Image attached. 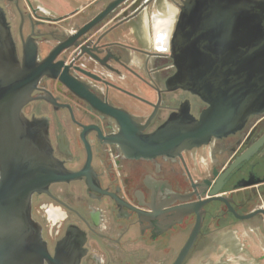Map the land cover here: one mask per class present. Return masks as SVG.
<instances>
[{"label": "flooded vegetation", "instance_id": "af4514ba", "mask_svg": "<svg viewBox=\"0 0 264 264\" xmlns=\"http://www.w3.org/2000/svg\"><path fill=\"white\" fill-rule=\"evenodd\" d=\"M148 2L0 0L20 70L32 75L18 87L22 113L46 124L54 157L79 174L32 196L45 264H176L195 233L181 264H264V111L200 147L134 149L208 106L173 82L167 45L182 0Z\"/></svg>", "mask_w": 264, "mask_h": 264}, {"label": "water", "instance_id": "95a60500", "mask_svg": "<svg viewBox=\"0 0 264 264\" xmlns=\"http://www.w3.org/2000/svg\"><path fill=\"white\" fill-rule=\"evenodd\" d=\"M108 9L149 0H99ZM167 49L178 69L173 82L199 95L207 107L199 118L172 117L134 145L152 157L208 144L240 130L264 111V0H182ZM5 16L0 17V264H45L50 254L32 216V196L55 181L79 176L54 157L46 124L22 113L26 85ZM115 116L118 113L113 112ZM124 116V115H123ZM126 120L131 121L126 115ZM215 193H218L215 192ZM190 237L176 264L192 247Z\"/></svg>", "mask_w": 264, "mask_h": 264}, {"label": "crops", "instance_id": "0c3cea01", "mask_svg": "<svg viewBox=\"0 0 264 264\" xmlns=\"http://www.w3.org/2000/svg\"><path fill=\"white\" fill-rule=\"evenodd\" d=\"M54 2H57V1H59V0H53ZM74 1H76V2H80V3H88V2H90L91 0H74Z\"/></svg>", "mask_w": 264, "mask_h": 264}]
</instances>
